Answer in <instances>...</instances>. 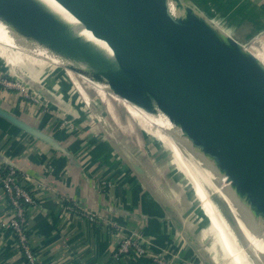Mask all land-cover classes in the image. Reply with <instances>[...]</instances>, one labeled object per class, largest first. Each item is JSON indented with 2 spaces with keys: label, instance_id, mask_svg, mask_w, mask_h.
<instances>
[{
  "label": "crops",
  "instance_id": "crops-1",
  "mask_svg": "<svg viewBox=\"0 0 264 264\" xmlns=\"http://www.w3.org/2000/svg\"><path fill=\"white\" fill-rule=\"evenodd\" d=\"M190 1L214 21L227 22L238 34L228 33L240 42L264 36V0ZM8 46L64 66L85 102L95 107L63 56L18 38L0 19V56L14 69L17 59ZM260 49L264 52V46ZM57 73L45 74L41 84L14 79L24 81L31 97L19 89H0V105L58 145L0 117V168H18L22 184L36 200L29 207L26 230L39 264H156L152 254L161 251H167L173 264H214L217 254L207 249V227L191 206L204 216L192 192L158 154L159 148L143 144L122 128L115 130L109 121L103 125L92 120ZM10 210L0 181V264H27L9 224ZM133 232L149 242V252L117 256L120 238Z\"/></svg>",
  "mask_w": 264,
  "mask_h": 264
},
{
  "label": "water",
  "instance_id": "water-1",
  "mask_svg": "<svg viewBox=\"0 0 264 264\" xmlns=\"http://www.w3.org/2000/svg\"><path fill=\"white\" fill-rule=\"evenodd\" d=\"M56 1L104 41L113 57L36 0H0V19L18 38L85 63L90 75L107 78L131 103L148 112L163 111L181 129L188 148L227 177L231 196L264 227V62L249 51L253 40L248 45L238 41L184 0H173L182 12L178 16L171 13L170 0ZM49 64L70 76L64 66ZM125 109L128 116L125 123L120 118L122 123L143 144L159 148L158 154L180 176L210 223L191 181L174 163L172 150ZM0 117L58 147L54 138L2 105ZM211 198L222 211L221 201ZM224 217L231 226L235 222L230 214ZM234 232L241 244V231ZM248 258L261 264L250 251Z\"/></svg>",
  "mask_w": 264,
  "mask_h": 264
},
{
  "label": "bare ground",
  "instance_id": "bare-ground-1",
  "mask_svg": "<svg viewBox=\"0 0 264 264\" xmlns=\"http://www.w3.org/2000/svg\"><path fill=\"white\" fill-rule=\"evenodd\" d=\"M36 1L43 5L42 8L44 11L50 13L59 21L68 25L78 36L83 37L87 41L96 45L98 48L102 49L110 57H113L110 47L104 41L96 38L91 31L84 28L80 21L76 19L68 10H66L59 2L56 0ZM170 10L174 16H178V14L182 13L173 0H170ZM215 22L220 25L218 21L215 20ZM260 47V45H257L248 49L264 62V53ZM63 58L66 64H68L71 68L76 69L79 76L83 77L94 86L101 99L107 103V107L111 115L117 118L114 106L107 94L108 87L106 84L110 85L108 79H98L95 76L90 75L89 66L85 63L76 62L65 57ZM117 91L121 97H124L118 89ZM135 106L137 107V105ZM143 111L149 113L155 119L166 142L175 150L179 158L184 161L185 164L183 165L194 169L195 174L200 179V182L196 181L197 185H193L195 188L194 191L196 192L199 200L202 202L203 208H205L204 210H206V214L209 218L211 219V216L212 218H215L223 230H225L222 226L223 219L225 218H223L224 214L218 209L217 205L211 198L212 196L223 197L227 202L224 203L228 206L229 211L233 210L232 217L235 222L232 226L230 224L229 225L233 231H241L243 236L242 244H239L235 232L233 234L234 238H228L226 233H223L221 228L218 229H221V231L216 234V232L212 230V222H207L211 237H213V235L218 236L217 238L219 241L215 239V242L219 246L220 254L223 252L226 254V256L222 259L223 264H253L248 258L249 251L259 263L264 264V227L262 221L259 222V220L253 219L249 210L234 200L230 194V184L228 183L227 177L219 176L212 166L207 165L203 156L188 148V146L182 141L181 129L176 126L163 111L158 109L156 113H152L146 111L144 108ZM170 133L174 136L172 137ZM210 188L212 189L211 191ZM221 214L223 216H221Z\"/></svg>",
  "mask_w": 264,
  "mask_h": 264
},
{
  "label": "rangeland",
  "instance_id": "rangeland-1",
  "mask_svg": "<svg viewBox=\"0 0 264 264\" xmlns=\"http://www.w3.org/2000/svg\"><path fill=\"white\" fill-rule=\"evenodd\" d=\"M184 2H186L192 6H195L191 3L190 0H184ZM195 8L197 10H199L200 13H202V15H206L207 17L210 18V16H208L205 13L204 9H202L201 7H197V6H195ZM226 23H221L218 26H221L227 32L231 31L235 34L236 31L233 30L232 27L228 26L227 25L228 23L227 24ZM236 34H238V33L236 32ZM251 40H253V44H252L253 46H257V45L264 46V36L256 37V35H255V36L248 38L247 40L245 39L244 41H242V43H244V44L247 43V45H248ZM247 45H246V47H248ZM6 49L8 50V52H10L17 59V65L15 66L14 69H12L11 66L6 62L5 58L0 56V65H1V67H3L5 74L8 73L9 76L13 79L17 78V79L33 80V81H36L37 83L41 84V79L43 78V76L45 74L50 73L51 71H54L57 73V71H58V72H60V74L57 73L58 79H61L63 82H65L67 84V87L70 88L72 99L79 101V104H81L83 107L84 113L91 115L93 117L92 120L94 119L95 121H98V122L101 121V123L103 125H104V121H106V122L109 121L110 125L115 130L121 131V128H122L123 131H126L127 133H131V135L133 137H135L134 134L132 132H130V130L122 123V121L124 123L126 122V118L128 116V112L125 109V106H126L131 117H132V119L136 120L145 130L156 135L159 139H161L172 150L174 163L187 176V178L191 181L192 185H197L196 181L200 182V179L195 174L194 169L189 167V166H184L183 165V164H185L184 161L181 158H179V156L177 155L175 150L166 142V140L162 134V131L159 128L155 119L149 113L144 112L143 108H141L140 106L137 105V107H136L133 103L128 101L126 98L121 97L120 94L118 93L117 89H114L110 85L106 84L108 87L107 94L109 95L113 106H115L114 109L116 108L115 111L117 114V118L114 117V120H113L111 118V113L109 112V109L107 107L108 106L107 103L101 99L100 95L97 93L94 86L91 83H89L88 81H86L84 78H82L81 76L79 77V80L84 85L87 92L95 100V103H96V104H94L95 107H91L85 102V99H84L81 91L77 88L74 81L71 79V77L66 73V71L64 69L56 68L54 65L49 64L46 61L40 60L36 56H34L30 53L20 52L17 48L8 46ZM89 71H91L90 67H89ZM120 118L122 121L120 120ZM163 169H164L165 173L169 175L168 171L164 167H163ZM169 177L175 183V185L177 187H179L178 184L173 180V178L170 175H169ZM193 188H194V186H193ZM211 190L212 189L210 188V191ZM169 192H172V189H170ZM216 197H217L218 201H221V208H222L221 212L224 215L225 214H231V216H232L233 210L229 211L228 206L225 204V203H227L225 201V199L221 196H216ZM198 200H199V198H198ZM200 203H201L202 209L204 210L205 208H203V204L201 201H200ZM191 207L194 209L195 214H197L198 217H200V219L203 221L204 225H206V227H207L206 232L209 234V237H210L209 238L210 244L207 246V249L210 250L211 252H214L215 254H217L216 255L217 257L214 260V264H223L222 259L226 256V254H225V252H223L222 254L219 253L220 252L219 246L215 242V239L218 240V238H217L218 236L213 235V237H211L209 229H208V224H207V222L209 223V221L207 220L206 217H204L205 218L204 219L200 215V213L196 209V207H194V206H191ZM204 211L206 213V210H204ZM221 216H223V215L221 214ZM208 218H209V216H208ZM223 218H224V216H223ZM210 222H212V230H214L216 232V234L218 232H220L221 229L223 230V228L220 226L219 222L217 220H215V218H212V216H211ZM222 226L225 229V230H223V233L225 232L228 238L229 237L234 238V236H233L234 231H233V229H231L226 218L223 219V225ZM219 228H221V229L218 230ZM241 244H242V242H241Z\"/></svg>",
  "mask_w": 264,
  "mask_h": 264
},
{
  "label": "built area",
  "instance_id": "built-area-1",
  "mask_svg": "<svg viewBox=\"0 0 264 264\" xmlns=\"http://www.w3.org/2000/svg\"><path fill=\"white\" fill-rule=\"evenodd\" d=\"M260 35H256L258 37ZM24 81L14 80L0 65V89H19L27 97H31L29 90L23 84ZM33 99H35L33 97ZM36 100V99H35ZM22 173L12 165H2L0 168V181L3 185L5 195L10 205L11 217L10 227L17 237L20 250L24 254L27 264H39L38 256L32 247L26 225L29 216V207L36 203L33 194L22 184ZM105 184V183H104ZM69 209L71 207L67 205ZM90 218L95 221V215L90 214ZM149 242L142 238L141 234L133 232L122 236L118 242L116 255L136 254L143 255L149 252ZM167 251L152 254L153 262L156 264H173L166 257Z\"/></svg>",
  "mask_w": 264,
  "mask_h": 264
}]
</instances>
